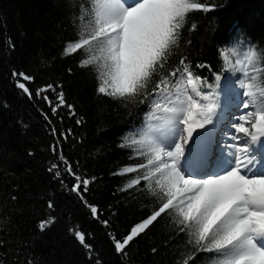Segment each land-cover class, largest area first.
<instances>
[{
	"label": "trees",
	"instance_id": "obj_1",
	"mask_svg": "<svg viewBox=\"0 0 264 264\" xmlns=\"http://www.w3.org/2000/svg\"><path fill=\"white\" fill-rule=\"evenodd\" d=\"M154 1L159 8L153 10L149 27L136 46L139 58L136 68L129 75L124 92L114 93L124 99L114 100L96 94L93 70L80 66L78 54L74 57L63 52L66 42L76 39L73 20L79 0H0V238L13 241L12 249L18 247L20 238L34 239V252L45 264H90L84 250L68 232L69 227L78 225V230L92 235L90 243L94 246V256L98 254L101 264H176L179 253L187 255L195 251L194 247L184 246L183 233L177 234L181 227L193 245L219 246L234 239L233 232L223 226L206 231L199 212L186 216L182 196L161 185L154 172L151 146L146 139L150 116L157 105L184 92L187 79L175 82L172 77L157 79L160 70L156 65L171 35V6L175 0ZM85 2L84 19L80 22L84 33L81 45L92 53L89 62L105 76L109 85L112 72L110 46L101 32L94 0ZM195 2L219 6L209 13L190 12L181 29L184 42L180 51L189 54L193 64L205 61L215 67L220 63L217 47L237 37H244L246 43L264 49V0ZM193 24L195 30H192ZM177 59L174 57L173 62ZM239 63L244 66L252 106L257 113L264 114L261 111L264 109V79L259 75L249 79L256 65ZM13 70L35 75L36 81L29 85L32 89L46 83L62 82L66 98L84 117L83 126L65 118L63 123H57V127L72 128L78 139L83 138V142L74 147L65 145V154L79 159L87 174L97 177L87 199L103 210L102 219L110 220V228L93 220L89 209L74 194L61 191L51 179L47 168L49 160L54 158L46 149L52 137L47 133L46 122L37 107L16 88L11 75ZM203 74L209 75L207 71ZM194 80L201 83L204 92H209L215 91L222 79L215 82ZM45 111H48L47 107ZM21 121L29 127L24 128ZM126 137L136 157L130 158L128 150L119 146ZM29 150L35 155L28 156ZM133 164L137 167L130 169V174L113 175ZM134 176L147 181L150 189L138 191L133 187L120 192L119 189ZM9 193L17 195L18 200L12 202ZM50 193L54 195L50 196ZM49 198L56 205L54 213L46 208ZM157 202L171 210L168 218L162 215L135 238L126 249L128 257L116 254L109 231L117 238L127 235L154 206H158ZM112 212L116 215H111ZM49 215H55L56 222L44 233H39L38 222ZM153 248L157 250L155 253ZM235 248L236 245L227 249L221 257L214 253H199L190 264H218V259L227 260ZM0 252L5 250L0 249ZM27 255V251L22 252L20 259ZM5 258L15 259L11 252L5 253Z\"/></svg>",
	"mask_w": 264,
	"mask_h": 264
},
{
	"label": "snow or ice",
	"instance_id": "obj_2",
	"mask_svg": "<svg viewBox=\"0 0 264 264\" xmlns=\"http://www.w3.org/2000/svg\"><path fill=\"white\" fill-rule=\"evenodd\" d=\"M144 0H137L133 3L132 0H124L123 5H121L120 0H94V11L98 18H109L113 13L119 11L121 8L126 7L128 14H132L134 10H139V6L143 5ZM218 4L207 3V2H195V0H175V3L171 6V18H172V31L168 41V44L165 47L162 56L156 65L160 70L157 73V79L162 77H172L173 81L179 79H186L191 75L194 79L199 78L201 81L208 80L210 82L219 81L224 79L226 75L239 76L243 77L245 75L244 71L239 70V65L237 61H242L248 63L250 66L256 65L253 68L252 74L249 77L251 79L253 76H258L261 79H264V49L258 48L250 42L246 43L244 37H237L234 41H230L227 44H222L217 47V58L220 61L215 67L205 61H200L193 64L192 58L189 54L181 52V48L184 42V38L181 32V29L185 25V21L188 18V14L192 11H199L202 13H209L216 10ZM86 7L85 0H79L76 5L77 13L73 20V26L76 29V39L67 41L63 52L70 56H77L79 58V64L81 67H91L93 74L96 79V94L103 97H109L114 100L124 99L122 97H117L108 85L107 79L102 73H99L98 70L89 62L92 53L87 51L82 45L81 40L83 39V25L80 23L84 19V9ZM192 30H195V25H192ZM187 43L191 44V40H188ZM14 47V45H13ZM259 54V60L257 55ZM178 57L175 62L173 58ZM225 66L230 70L224 71ZM233 66L237 67L235 75L231 69ZM167 67V71L165 68ZM207 71L209 75H204L203 73ZM71 72V69H69ZM223 73V76H221ZM15 86L18 88L33 104L34 107H37V110L40 112V115L44 118L46 122V131L52 137V142L48 146L47 151H50L51 156L54 159L49 160V166L47 172L50 174L51 179L56 182L61 191L74 194L75 197L81 202V204L89 209V213L93 220L103 224L105 228L111 227V222L109 219H102L104 215L103 210L99 205L89 203L87 199V193L90 192L91 185L95 183L97 177L90 176L87 174V170L83 168L79 159H72L65 154V145L69 147H74L76 144L82 143L83 138L79 139L76 136V133L72 128L61 129L57 127V123H63L65 118L69 120H74V123L77 126H83L85 123L84 117L80 115L77 111L76 105L69 102L66 98V93L64 91V86L62 82H53L46 83L41 86L32 89L29 87L30 84L34 83L37 79L35 75L29 74L26 71L22 70H13L11 73ZM243 83V81H241ZM47 107L48 111H45ZM126 107V105H125ZM242 108L244 109L243 113L238 117L239 123H242L241 117L246 116L249 112H256V108L247 104H243ZM63 110V111H62ZM264 111V109H261ZM250 122L245 123L246 128L252 127V122H254V117L249 118ZM24 128H28L27 123H23ZM235 124V125H238ZM235 129L234 137L243 136V132H238ZM189 130V134L182 140L181 149L185 155L186 146L190 143L194 133L197 131ZM232 136V137H233ZM230 138L233 143H241L239 139L233 140ZM246 139H250L246 138ZM260 141H254L253 143L259 144ZM123 149H127L131 157H136L134 150L130 146V142L127 137L124 142L119 145ZM28 156H34L35 153L31 150L27 153ZM137 165H126L123 167L122 171L119 173L114 172L113 175H125L130 174V169L136 168ZM5 174H7L5 172ZM137 187L138 191H145L150 189L147 181L139 179L137 176H134L128 179L126 185L119 189L120 192H127L129 189ZM16 189H13L15 192ZM54 195V193L49 194ZM10 200L16 202L18 200L17 195L9 193ZM256 204L261 203L259 200L255 201ZM158 206H154L143 220L135 224L128 232L127 235L122 238H117L113 232L109 231V239L112 242L114 251L116 254L122 257H128L129 251L128 246L134 241L135 238L144 233L150 226L157 222L159 218L164 215L168 218V212L170 209H164L162 203H158ZM111 207V206H110ZM46 208L50 213H54L56 210V205L53 199L49 198L46 202ZM111 215H116L115 212H112ZM57 217L55 215H49L48 218L42 219L38 222L37 228L39 233H44L48 228H50L55 222ZM79 226L69 227L68 232L73 237L74 241L84 250L87 259L90 264H101V260L98 258V254L94 256V246L90 243L92 235L90 233L86 234L83 230H78ZM183 233L185 238V247L190 249L195 248V251H190L187 255L183 252L178 254L176 264H190L191 261L195 260L196 255L199 253H214L217 257H221L224 251L229 248L234 247L240 241H243L240 244L243 249L238 256L229 260H220L218 259V264H238V261L244 258L259 257L264 256V232H255L248 236L247 240H244V237H239L238 239H232L226 241L222 245L213 246L208 244L202 245H193L192 240L189 238L188 233L184 231L181 227L180 231L177 233ZM13 241L5 240L0 238V249H4L5 252H0V264H45L42 258L39 257L38 253L34 252L33 245L34 239L25 241L23 238H20L18 241V247L12 249L10 244ZM190 246V247H189ZM28 252V255L24 257L23 260L20 259L22 252ZM153 253L157 250L156 248L152 249ZM11 252L15 257L14 260L9 261L5 258V253Z\"/></svg>",
	"mask_w": 264,
	"mask_h": 264
},
{
	"label": "rangeland",
	"instance_id": "obj_3",
	"mask_svg": "<svg viewBox=\"0 0 264 264\" xmlns=\"http://www.w3.org/2000/svg\"><path fill=\"white\" fill-rule=\"evenodd\" d=\"M123 2L124 0H120L121 5ZM132 2L135 3L137 0ZM151 8L152 4L149 1L140 5L139 10H134L132 14H128L127 8L123 7L109 18H101L103 31L112 48L113 68L109 86L113 93L123 91L124 78L133 63L132 43H135L133 39L139 29L147 27L154 14ZM239 70L242 71L240 66ZM236 71L237 67L233 66V75ZM241 81L242 77L232 76L231 86L235 96L242 93L244 82ZM188 85L189 96L196 95L197 84L190 81ZM199 104L200 101L192 98L174 104L175 106L171 108L173 111L167 112L161 120H154V126L148 134L149 141L164 164V170L171 181V192H179L183 196L185 211L201 208L204 210L206 221H209L207 223L212 224L213 221L222 219L236 232L237 237H244V240H247L252 233L264 231V212L261 211L264 205L263 162L256 154L254 156L250 154L254 141H260L259 144L255 143L256 145L264 142V116L249 112L241 117L243 122L238 124L240 122L238 117L244 111H241L242 102H236L227 91H221L217 95L208 111ZM237 111L238 113H235ZM251 117H254L252 127L246 128L245 123L250 122ZM214 123L218 125L214 131V140L219 133L218 160L214 175L209 178L188 176L180 167V160L184 154L181 142L187 136L186 130L191 124L197 129L204 127L202 128L204 134H207ZM234 125L238 132H243V136H233ZM250 133L257 137V140L246 139V134ZM231 137L234 141L239 139L241 143H233ZM244 140L245 144L242 143ZM237 170L240 174L236 172ZM256 200L261 203L256 204ZM242 250L240 247L231 259L238 256ZM246 260L264 264V256L244 258L239 260L238 264Z\"/></svg>",
	"mask_w": 264,
	"mask_h": 264
},
{
	"label": "bare ground",
	"instance_id": "obj_4",
	"mask_svg": "<svg viewBox=\"0 0 264 264\" xmlns=\"http://www.w3.org/2000/svg\"><path fill=\"white\" fill-rule=\"evenodd\" d=\"M194 135H195V134H194ZM194 135H193L191 141L194 139V137H195ZM211 138H213V132H212V134H211ZM191 141H190V143H191ZM190 143H189V144H190ZM260 146H261V145H260ZM260 146H259V147H260ZM209 148H211V147H209Z\"/></svg>",
	"mask_w": 264,
	"mask_h": 264
}]
</instances>
